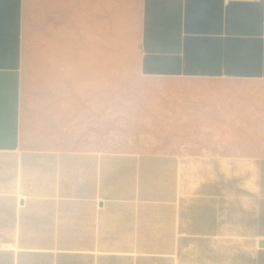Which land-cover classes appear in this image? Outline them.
Masks as SVG:
<instances>
[{
	"label": "crops",
	"instance_id": "obj_1",
	"mask_svg": "<svg viewBox=\"0 0 264 264\" xmlns=\"http://www.w3.org/2000/svg\"><path fill=\"white\" fill-rule=\"evenodd\" d=\"M121 21L145 76L264 80L257 0H0V264H264V158L233 183L225 128L185 155L40 145Z\"/></svg>",
	"mask_w": 264,
	"mask_h": 264
},
{
	"label": "rangeland",
	"instance_id": "obj_2",
	"mask_svg": "<svg viewBox=\"0 0 264 264\" xmlns=\"http://www.w3.org/2000/svg\"><path fill=\"white\" fill-rule=\"evenodd\" d=\"M111 40L86 69H72L71 84L54 86L70 97L68 110L39 126L41 146L185 155L212 147L210 129L220 127L231 139L233 183L245 171L242 157L264 158V80L148 77L127 22L121 21L119 40ZM47 102L57 107L58 96Z\"/></svg>",
	"mask_w": 264,
	"mask_h": 264
},
{
	"label": "built area",
	"instance_id": "obj_3",
	"mask_svg": "<svg viewBox=\"0 0 264 264\" xmlns=\"http://www.w3.org/2000/svg\"><path fill=\"white\" fill-rule=\"evenodd\" d=\"M258 2H262L264 5V0H257ZM230 2V0H225V4H228Z\"/></svg>",
	"mask_w": 264,
	"mask_h": 264
}]
</instances>
